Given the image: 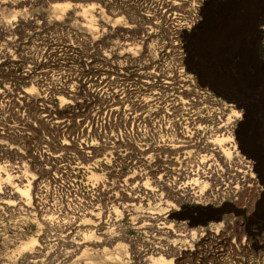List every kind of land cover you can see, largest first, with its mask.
Listing matches in <instances>:
<instances>
[{
	"label": "rangeland",
	"instance_id": "obj_1",
	"mask_svg": "<svg viewBox=\"0 0 264 264\" xmlns=\"http://www.w3.org/2000/svg\"><path fill=\"white\" fill-rule=\"evenodd\" d=\"M62 2L67 10H54ZM160 13L139 18L122 0H0V50L9 57L0 59V183L13 189L0 196V264H153L159 256L151 247L180 252L163 255L162 264H264V248L248 229L264 226V192L235 180L237 198L219 214L195 205L167 221H135V214L147 217L164 206L139 201L152 174L130 170L119 155L133 153L124 133L136 113V93L120 89L136 78L158 80L155 74L176 62ZM201 19L181 39L186 65L199 85L243 111L239 151L264 187V0H208ZM111 27L143 38L139 60L120 57L123 49L113 44L120 37L108 38ZM147 106L144 114L152 116L155 107ZM17 169L25 174L22 184L13 182ZM41 183L47 189L38 200ZM225 219L216 235L189 238Z\"/></svg>",
	"mask_w": 264,
	"mask_h": 264
},
{
	"label": "bare ground",
	"instance_id": "obj_2",
	"mask_svg": "<svg viewBox=\"0 0 264 264\" xmlns=\"http://www.w3.org/2000/svg\"><path fill=\"white\" fill-rule=\"evenodd\" d=\"M122 1L134 5L135 13L139 18H147L149 13L159 14L162 10L160 15L166 19L164 27L169 29L178 52L175 63L163 70L160 75L155 74L158 80L155 79L156 77L148 81H139L136 78L132 81L135 83L134 86L131 85V81H126L120 89L124 94L131 91L136 93V113L134 114L135 122L124 133L126 145L132 146L133 153L129 155L127 149H124L119 155L130 170L152 174V182L141 184L139 201L148 203L150 198L156 207L164 206L160 209L156 208L155 212L147 217L135 214V221L137 218L140 221H167L170 217L177 215L180 209L191 214L198 206L219 214L221 206L229 203L227 200L232 202L237 198L235 196L238 195V189L231 186L234 180L237 181L236 184L240 182L245 188H254L258 193H263L264 187L254 174V163L239 151L237 143L238 127L242 126L244 117L243 111L229 100L199 85L195 75L189 72L186 57L183 55L184 45L181 39L201 23V10L208 0ZM176 6L183 8L184 11L174 10ZM68 7V3L62 2L55 5L54 10L64 12ZM76 8H82L80 11L84 19L89 16L87 9L79 5L74 7ZM92 19L93 16H90L86 22L89 23ZM154 25L159 26L160 23H154ZM111 28L108 38L115 35L120 37L118 40H121L119 43H113L117 48L120 46L123 49L124 53H120V57L133 62L139 60L141 56L139 45L143 43V38L141 37L142 41L140 38H131L126 35L127 31L119 33L115 32L113 27ZM260 30L264 34V27ZM115 51L116 48H111V52ZM8 58L5 57L4 51L0 50V59ZM155 70L156 67H153L152 75ZM125 71L128 73L127 67ZM222 85L227 89L231 87L229 85L227 87L225 83ZM229 91L233 93L234 90ZM148 103L153 104L155 108L151 110L152 116L146 117L144 113L146 109H149ZM159 106L161 111L157 112ZM128 115L126 110L124 118ZM209 122H211L210 126L207 125ZM225 171L229 174L226 179H224ZM14 173L13 182L22 184L25 181V174L19 169ZM46 189L44 183L37 186L38 200ZM1 195L12 196L13 189L0 183ZM195 205L197 208L194 207ZM123 212L128 215L125 207ZM219 219L217 217V220ZM227 220L216 221L217 223L202 227L200 231L193 229L192 233L190 231L189 238L194 241L198 232H200V238L206 236L208 232L213 234L215 232L216 235L227 226ZM74 222L75 219L72 217L70 225ZM251 226L248 228L250 240L256 246L264 248V226L255 223ZM156 229L159 228L156 227ZM171 236L176 237L177 234L173 231ZM161 243L160 240L158 244ZM150 249L153 255L159 256L153 264H162L163 255L173 252L180 254L170 248L167 251L161 247ZM30 251L37 252V249L31 247ZM148 253L149 251L142 256H149ZM151 258L153 257H147L146 262H151ZM32 262L42 263L37 259Z\"/></svg>",
	"mask_w": 264,
	"mask_h": 264
}]
</instances>
